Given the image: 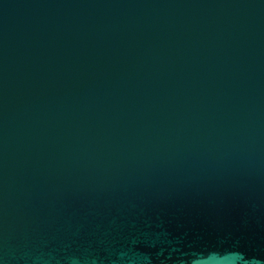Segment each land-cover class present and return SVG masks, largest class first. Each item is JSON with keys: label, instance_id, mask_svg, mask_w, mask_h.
Listing matches in <instances>:
<instances>
[{"label": "water", "instance_id": "95a60500", "mask_svg": "<svg viewBox=\"0 0 264 264\" xmlns=\"http://www.w3.org/2000/svg\"><path fill=\"white\" fill-rule=\"evenodd\" d=\"M0 264H264V0H0Z\"/></svg>", "mask_w": 264, "mask_h": 264}]
</instances>
